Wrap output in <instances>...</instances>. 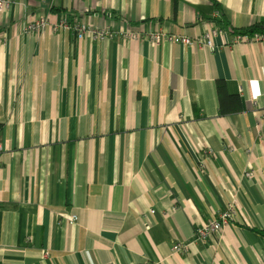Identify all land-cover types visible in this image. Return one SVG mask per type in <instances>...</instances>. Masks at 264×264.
<instances>
[{
    "label": "crops",
    "instance_id": "obj_1",
    "mask_svg": "<svg viewBox=\"0 0 264 264\" xmlns=\"http://www.w3.org/2000/svg\"><path fill=\"white\" fill-rule=\"evenodd\" d=\"M4 1L0 264H264V0Z\"/></svg>",
    "mask_w": 264,
    "mask_h": 264
},
{
    "label": "built area",
    "instance_id": "obj_2",
    "mask_svg": "<svg viewBox=\"0 0 264 264\" xmlns=\"http://www.w3.org/2000/svg\"><path fill=\"white\" fill-rule=\"evenodd\" d=\"M8 3L4 0H0V10L7 7ZM47 25L45 19H40L39 21L30 23L27 27L28 32H38ZM60 27L65 29H70V26L68 25L67 19H64L62 23L60 24ZM74 31L76 32L78 38L80 40H83L85 36H90L94 38L95 40H105L107 38L112 39L114 35L109 30H98L94 29L90 26H88L85 23H79L74 28ZM53 31L57 30V27L52 28ZM217 34V31L214 30L210 33H205L202 35V37L198 39H193L189 37H183V36H176V35H167L162 31L152 33L149 35V41L154 44L155 46H159L164 41H169L174 44H180L187 47H193V46H199L202 48H208L211 50H214V44H213V37ZM132 38H139V36H131ZM258 41H264L263 35H255L253 37H250L249 35L245 34H238L236 38L234 39V43H240V42H258ZM2 151L1 145H0V152ZM246 177L250 178L251 174L246 173ZM235 215V205L230 204L226 211L222 212L219 215L218 219H215L211 221L208 224H204L201 227H199L196 230V240L204 242L208 240L210 237H212L215 233H218L222 231L225 226L233 219ZM70 222L77 221V216L73 215L69 218ZM187 250V246L177 244L173 247V251L175 253H184Z\"/></svg>",
    "mask_w": 264,
    "mask_h": 264
},
{
    "label": "trees",
    "instance_id": "obj_3",
    "mask_svg": "<svg viewBox=\"0 0 264 264\" xmlns=\"http://www.w3.org/2000/svg\"><path fill=\"white\" fill-rule=\"evenodd\" d=\"M215 6L217 7V9L220 10V6L219 4L216 2V0H211ZM218 24L220 23H223V21H217ZM234 34H245V35H249L250 37H253L255 35H263L264 36V23H258V24H255L253 25L252 27L248 28V29H245V30H241L239 32L237 31H232ZM217 93H218V96H219V99H220V103H221V110L222 112H225V108H224V102H225V99L227 98V95H226V89H225V85L222 81H218L217 82ZM1 125H0V129H1ZM259 234H261L262 236H264V231H259L258 232Z\"/></svg>",
    "mask_w": 264,
    "mask_h": 264
}]
</instances>
